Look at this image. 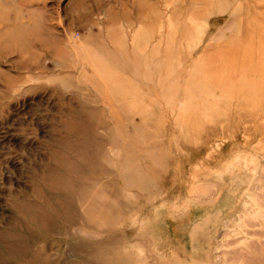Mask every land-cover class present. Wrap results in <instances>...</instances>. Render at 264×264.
<instances>
[{"label": "rangeland", "instance_id": "obj_1", "mask_svg": "<svg viewBox=\"0 0 264 264\" xmlns=\"http://www.w3.org/2000/svg\"><path fill=\"white\" fill-rule=\"evenodd\" d=\"M0 264H264V0H0Z\"/></svg>", "mask_w": 264, "mask_h": 264}, {"label": "bare ground", "instance_id": "obj_2", "mask_svg": "<svg viewBox=\"0 0 264 264\" xmlns=\"http://www.w3.org/2000/svg\"><path fill=\"white\" fill-rule=\"evenodd\" d=\"M227 234H228V233H227ZM227 243H228V242H227ZM241 253H242V252H241ZM240 255H241V254H240ZM241 257H242L241 259H243L244 256L241 255ZM233 258H234V257H233ZM233 258H232V259H233ZM237 258H238V257H237ZM244 258H245V257H244ZM234 259H235V262H236V258H234ZM234 259H233V260H234ZM241 259L239 258V259H237V260L239 261V260H241ZM233 260H232L231 262H234ZM243 260H244V259H243ZM249 260H252V259L249 258ZM241 261H242V260H241ZM246 262H250V261H246ZM236 263H238V262H236Z\"/></svg>", "mask_w": 264, "mask_h": 264}]
</instances>
